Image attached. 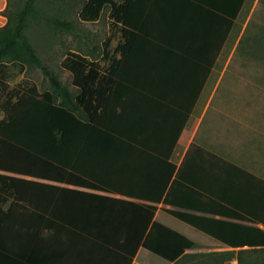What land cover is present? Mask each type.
<instances>
[{"label":"trees","instance_id":"trees-1","mask_svg":"<svg viewBox=\"0 0 264 264\" xmlns=\"http://www.w3.org/2000/svg\"><path fill=\"white\" fill-rule=\"evenodd\" d=\"M7 1L8 21L0 29V88L6 87L10 67L19 66L42 70L51 90L40 93L25 81L3 104L0 264H31V247L43 238H107L123 249L131 242L133 256L142 244L173 261L187 243L155 219L158 205L226 215L223 209L231 204L219 196L228 195L229 187L217 193L197 181L194 161L211 159L216 170L228 168L256 181L195 144L180 167L171 161L240 7L232 8L236 11L228 21L205 24L221 29L218 33L180 39L174 30L161 37L150 34L142 18L144 0H84L79 19L95 23L109 9L121 41L105 69L86 56L68 55L63 66L73 75V92L42 62L26 35L30 26L43 23L73 31L71 21L60 18L69 9L54 10L48 0ZM167 17L166 26L175 27ZM194 47L199 48L191 51ZM165 212L232 243L213 226L223 221ZM256 223L264 226V217ZM251 231L245 241L254 245L240 247L248 249L238 252V264H264V230ZM213 264L222 263L215 259Z\"/></svg>","mask_w":264,"mask_h":264},{"label":"crops","instance_id":"crops-1","mask_svg":"<svg viewBox=\"0 0 264 264\" xmlns=\"http://www.w3.org/2000/svg\"><path fill=\"white\" fill-rule=\"evenodd\" d=\"M144 3L146 10L142 18L143 22H146V29L150 34L154 37H161V32L174 30V37L180 39L188 37L200 39L209 36L210 34L207 32L211 33L212 30L218 33L221 29L205 24L210 23L211 25L228 21L230 14L236 11L232 8L240 7L234 19V26L222 46L221 54L230 40L236 24L239 21H250L252 16L256 15L257 10L261 9L264 0H144ZM7 5V0H0V29L8 21L4 16ZM164 16H168L169 20L167 21L173 19L175 27L166 26L167 22L163 21ZM179 46L184 47L186 44L180 43ZM194 48L191 51H196L199 47ZM213 69L214 66L212 71ZM247 98H250L251 101ZM247 98L244 99L243 111H218L223 117L221 121L216 119V123L204 130H202V126L209 110L207 109L196 119L193 118L200 101L199 98L174 149L171 161L177 167H180L184 161L190 146L195 144L252 175L256 181L245 175H236L228 168L223 171L216 170L211 159L206 158L204 163H200L201 160L194 161L195 164L192 167L196 168L194 176L197 181H202V184L207 187H216L214 190L217 193L225 190L224 185L226 188L229 187L228 195L219 196L227 198L232 205H238V208L229 204L230 206H226L228 208L223 209V212L227 214L223 215L182 210L163 204L158 205L155 219L174 230L183 238V242L187 243V246L173 261L151 254L142 244L136 255L133 256L134 245L131 242H125L123 249L119 245L122 244L121 242L117 243V241L107 238H85L82 240L43 238L31 247L29 255L32 259L31 264H213L215 259L222 264H238V252L248 249L240 247L254 245L245 241V238L252 232L251 229L264 230L261 223H256V219L264 217V95L256 94ZM240 99L237 97L236 101L243 102ZM248 104L250 109L247 107ZM193 124L196 126L192 132ZM217 128L221 129L219 133L215 132ZM189 131H191V135H189ZM179 146L181 149L178 150ZM174 156H177L175 159L179 161H175ZM221 188L222 190L219 191ZM166 210L223 221V223L213 226H217L222 235L232 243L224 244L199 232L192 226L174 220L165 212ZM230 252L233 253L232 256L228 255ZM14 264L26 263L15 260Z\"/></svg>","mask_w":264,"mask_h":264},{"label":"rangeland","instance_id":"rangeland-1","mask_svg":"<svg viewBox=\"0 0 264 264\" xmlns=\"http://www.w3.org/2000/svg\"><path fill=\"white\" fill-rule=\"evenodd\" d=\"M48 1L54 10L69 9V14L60 18L71 21L73 31L43 23L30 26L26 35L48 69L63 85L75 92L73 75L63 66L68 55L73 53L86 56L105 69L109 65L110 57L116 56L115 49L121 41V36L113 26L109 9L102 13L97 22L86 23L79 19L84 0ZM8 73L4 82L5 89H2L3 86L0 88V120L6 116L3 104L7 95L25 81L34 84L40 93L51 90L49 79L38 68L22 69L14 66L10 67ZM256 94L264 95V3L250 21H239L236 24L230 40L219 55L205 84L193 118L196 119L207 109L209 110L203 122L202 130H204L216 123V119L221 121L223 117L218 111L242 110L244 99ZM237 97L243 102L236 101ZM247 100L251 101L250 98ZM247 107L250 109L249 104ZM193 125L192 132L196 126ZM220 130L217 128L215 132L219 133ZM179 149L181 146L178 147ZM175 158L177 156L173 159ZM175 161L179 160L175 159Z\"/></svg>","mask_w":264,"mask_h":264}]
</instances>
